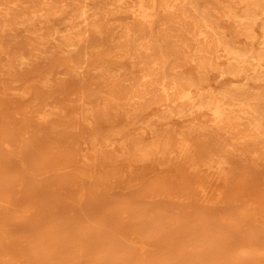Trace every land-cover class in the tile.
I'll list each match as a JSON object with an SVG mask.
<instances>
[{"label": "bare ground", "instance_id": "6f19581e", "mask_svg": "<svg viewBox=\"0 0 264 264\" xmlns=\"http://www.w3.org/2000/svg\"><path fill=\"white\" fill-rule=\"evenodd\" d=\"M227 21L234 24L230 31L226 28ZM260 22L261 45L264 46V0H0V85L4 92L19 99L35 97L38 123L46 133L62 137L76 134L82 125L89 128L91 149L86 160L92 165L114 167L120 163L151 162L197 178L195 183L186 181L180 187L169 180L155 179L141 190L147 195L188 194L191 208L207 214L201 213L206 218H197L201 221L196 227L188 226L194 223L191 217V220L185 218L187 222L177 220L175 228L169 230V238H163L175 215L182 219L183 209L176 204L171 206V201L166 202L170 214L156 205H145L146 201L144 206L134 205L138 193L137 190L132 193V200L116 213L128 220L129 231L142 236L149 244L157 243L158 251L151 253L152 260L148 261L147 255L140 259L130 252L133 244L126 246L127 234H121L127 240L124 245V237L116 234L118 230L107 237L94 231L91 224L79 228L68 225L66 235L58 237L55 230L44 228V221L32 223L28 219L35 232L27 234L24 227L23 230L18 226L25 235L11 239L9 231L14 229L10 228L17 223L10 222V213L9 223L6 215L7 224L4 222L1 226L4 228L1 231L6 238L9 234V238L5 247V243L0 242L3 245L0 252L7 253L9 258L23 255L32 264H264V247L260 248L262 252L253 251L260 249L252 245L260 246L259 238L264 237L260 230L263 229L251 232L250 224L243 220L251 230L246 232L249 236L245 233L247 239L244 240L256 247L252 250L247 243L242 245L244 240L241 239L240 244L239 238L234 236L247 229L241 231L237 227V232H234L236 226H231L230 230L227 226L223 228L228 230L216 229L215 222L219 221L215 212H208L212 209L201 203L206 195L202 179H210L211 173L226 182L229 191L223 200L229 206L245 188L249 190L258 185L260 189L264 184V90L249 86L254 82L264 84V50L256 51L252 46L255 28ZM241 39L246 43L241 44ZM222 60L226 61L224 66L220 64ZM113 63L124 64L114 68ZM187 67L192 74L185 73ZM218 69L233 78L252 74L245 82L227 86L217 93L212 89L202 92V87L209 84L211 73ZM32 73L38 76L31 77ZM204 112L211 115L212 127L198 119ZM175 122L183 125L177 129ZM160 124L164 127L158 128ZM148 132L153 136L151 141L145 139ZM24 140L29 143V138L24 137ZM20 142L6 141L4 146L12 148ZM19 166L28 170L26 154L20 156ZM249 169L256 172L257 179L252 177L256 179L255 184L253 179L250 183L246 174ZM112 175L113 178L125 176L119 172ZM36 176L34 172L30 176L28 171L21 172L14 187L32 186L33 181L30 179L29 183L27 178ZM5 184L0 191L7 186ZM39 198L36 201H40ZM51 205L45 206L49 209ZM64 205L71 207L70 203ZM217 208L223 213V208ZM226 209L225 212L231 210ZM231 211L234 212L233 208ZM229 214L227 217L231 218ZM20 218L23 217L20 215ZM27 224L29 222L25 225L29 230L26 231L30 232L31 226ZM231 239L236 240L237 247L234 243L229 247ZM240 245L242 248L238 249ZM247 248L252 251L246 252Z\"/></svg>", "mask_w": 264, "mask_h": 264}, {"label": "rangeland", "instance_id": "374dc122", "mask_svg": "<svg viewBox=\"0 0 264 264\" xmlns=\"http://www.w3.org/2000/svg\"><path fill=\"white\" fill-rule=\"evenodd\" d=\"M122 19H124V16H122ZM261 24L262 23L260 22L257 25V27L255 28V39L252 42V46L254 47V50H256V51L264 50V46L261 45V40H262V36H263V32L261 30ZM233 27H234V24L232 21L226 22V28L229 31L232 30ZM240 43L244 44V43H246V41L244 39H241ZM113 62H117V61L114 60ZM123 64L124 63H120L118 65H123ZM220 64H221V66H224L226 64V61L222 60ZM61 65L66 66V63L61 62ZM118 65H115L114 63L112 64V66L114 68H116ZM185 73L187 75H190L193 72L191 69H189V67H187L185 69ZM251 74H252V72H250L244 76H241V77L233 78V77L224 75L222 73L221 69L215 70L211 73L209 84L203 86L201 91L206 92L207 90L212 89L213 91H215L217 93L218 91L222 90L223 88H225L227 86H232V85H236V84L245 82L247 80V78L250 77ZM37 76H38L37 73L31 74V77L35 78ZM249 86L254 90H258V91L264 90V84L261 82L250 83ZM36 102H37V100L35 97L29 98V99H19L17 97L9 96L8 94H6L4 92L3 86L0 85V187H2L1 185H3V183L4 184L6 183L5 185H7L5 188H2V190L0 191V206H2V207H0L1 208L0 218L4 219V221L1 219L3 224L0 223V242L2 244L5 243L4 246L1 245V243H0V248H2L1 246H3V247L6 246V243L8 241L9 236L12 239V236L18 237V236H21L22 234L25 235L24 234L25 232L27 234H30L32 231L35 232L33 227H32V223L35 221L36 222L44 221L43 222L44 225L46 224L49 227L48 228L45 225L44 228L46 230H49V229L55 230L56 233L58 234V235L57 234H55V235L58 237L66 235V233H67L66 228L68 225L79 228L81 226L82 227H89L91 224L90 227H92L94 229V231H99L103 235L105 234V236H107V237L113 235L117 230H118L119 234H118V232L116 234L119 237L121 236L120 238L124 237V236H122V235H124L123 233L127 234L128 237L126 236V239L128 238L127 239L128 242L125 239V237L122 238L123 239L122 242L123 243L127 242L126 243L127 245L124 243V245H126L127 247L130 246L131 244H133V246L131 245L130 248L129 247L128 248H129L130 252L134 254L135 258L140 257V259L141 258L143 259L147 255L145 257V259L147 257H149L147 259H148V261L149 260L151 261L152 256L150 254L151 253L155 254L158 251L157 243L156 244H153V243L149 244L148 242L145 241V239L142 236L138 235L139 236L138 237L137 233L135 234V232L132 230L129 231V229L127 227L128 220L126 218H124L123 216H120L119 214L116 213L118 210H120L123 207L124 204H127L132 200V197H134V195L132 196V193H136V190H137L138 196H137V198H134L135 199L133 202L134 205L136 204V205L144 206V203H145L144 201H146L145 205H148V204L149 205H156L159 208L163 209V211H165L166 213L170 214L171 210L167 209V208H169V205L167 203L171 201L169 203L170 205L176 204L177 208L179 207V208L183 209L185 214H183L182 219H178L177 218L178 215H175L177 217H175V218L173 217L174 219L171 220L172 225H170V224L168 225L169 229H167L163 233V235H162L163 238L164 237L169 238L168 235L171 234V231H169V230H173L175 228L177 220L178 221L183 220L184 222H187L188 219H185V218L189 217V220H191V218H192V223L193 222L194 223L192 225H188V226H191V227L195 226L196 227L198 225V222L201 221L200 219L197 220V218H200V217H201V219L206 218L205 217L207 215L206 213L195 211L194 209L191 208V206L189 205V204H191V202H190L191 196H189L188 194L186 195L183 193L182 194L176 193L177 196L175 195V193L171 194V195L169 193H168V195L167 194L165 195L163 193L158 194V195L157 194L156 195H151V194L147 195V194H145V192L143 190H141V189H144L148 185V183L151 182V180L153 181L155 179H161V180H167V181L169 180L171 183L174 184L175 187H180L186 181H190L192 183H195L196 181H198L197 178H190L183 173H176L175 172L176 170H174L172 168L161 167L160 165H158L156 163H151V162H147V163L137 162L134 164L133 163H120L119 165H116L114 167L102 166L100 164L92 165V162L86 160V156L89 153V150L91 149L90 142L88 141V138L90 136L89 128H87L85 125H82L79 128V130L76 132V134H69L70 136L68 134L67 135L65 134V136H62V137H59V135H52L50 133H46V131L43 130L42 127L38 123V114L35 113V109H36L35 103ZM154 112H155V109L151 111V114ZM198 119H200L204 125L212 127L213 120L211 118V115H209L207 112H204L203 116L198 117ZM175 125L178 127L177 129H179L183 125V123L182 122H175ZM163 127H164V125H162V124L158 125V128H163ZM42 134H44V135H42ZM39 136H40V139H39ZM24 137L29 138L28 144H26ZM55 139H57L58 142ZM145 139L147 141H151L153 139L152 134L150 132H148V134H146V136H145ZM16 140L21 141L20 145L18 144L19 146L16 145L12 148H6L4 146V143L6 141L12 143L13 141L15 142ZM24 154L27 155V160L29 162L28 170H25V169L23 170L19 166V158L21 155H24ZM247 163L250 165V161H247ZM47 170H48V173H47ZM27 171H28L29 176L33 172L35 174H37L35 179L27 178L29 183H31L33 181L32 183L34 185L26 187V188H22V189H18V188L16 189L14 187V185H15L16 181L19 179V177L21 176V172L26 173ZM116 172L123 173V174H125V176L124 177L116 176L113 178L112 173H116ZM135 173L138 176H136ZM246 174L250 177V178L248 177L250 183L251 182L253 183L254 179L252 177L256 178V176H257V175L255 176L256 172L254 170L249 169V170H246ZM139 175L140 176L142 175V176L139 177ZM210 175H211L210 179H202L203 180L202 184L206 188V195L201 199V203L203 205H205L206 207H209L210 209H212V211H208V212H211V213L215 212V217H217V219L214 217L213 218L216 219V221H219V222H215L216 225L218 224L217 225L218 227H216V229L224 230L226 228V227L223 228L224 226H227V228L229 230H230L231 226H236L234 232L236 230L237 231H239V230L243 231V230L247 229L248 231L245 230V232L243 231L240 233H235L236 235H234V236H237L239 238V239L237 238L239 240V242L244 240V239H247V237H244L246 232L250 233L251 230H252L251 232H254V231H257L258 229L264 230V221L262 220V216H264V184H262L263 186L262 185L259 186V188L261 187L260 188L261 190L258 189V185H255L256 188L252 187L253 189H249V187H248L249 190H246L247 188H245L241 193L242 195L238 194L236 197H234L230 201V206H229L228 203L226 202V204H225L224 200H223L229 191V189H227L228 186H227L226 182L223 179H217L215 174L211 173ZM255 180H254L253 184H255ZM249 181H247V182H249ZM9 183H11V184L8 186ZM12 185L14 188H12ZM87 185H88V187H87ZM92 187H94L95 189L91 191ZM139 188H140V190H139ZM67 189H70V190H67ZM133 190H134V192H133ZM72 191H73V193H72ZM89 191H90V193H89ZM41 192L44 193V194L42 193V196H41ZM261 192H262V194H261ZM7 193L9 194V196ZM249 193H252V194H249ZM254 193H256V194H254ZM89 194H91V196ZM52 195H53V197L55 196L56 198L51 197ZM112 196H114V198ZM37 197L38 198L41 197V198H39L40 201L39 200L36 201ZM87 197H90V198H87ZM28 198H31V200L30 199L29 200L31 203L33 202L34 205H33V203L30 204V202L28 201ZM257 199H259V201ZM25 200L27 202H25ZM43 200H44V202H43ZM17 201H19V202H17ZM20 201H21V203H20ZM56 201L58 204L55 203ZM137 201H138V203H137ZM161 201L163 203H161ZM22 202H23V204H22ZM74 202H76L77 204H75ZM139 202H141V203H139ZM50 203H52V205H51L52 208L50 207L49 209H47L50 206ZM69 203H70L71 207L64 205V204H69ZM165 203H166V205H165ZM177 203H178V205H177ZM20 204H22L23 206ZM44 204L48 207H46ZM17 205H19V206L17 207ZM31 205H33V208ZM35 205H37V206H35ZM79 205L80 206L83 205V207H80ZM181 205L184 206L185 208L184 207L182 208ZM225 205H227V206H225ZM59 206H61V207L64 206L66 209L62 207L63 210L61 211L62 208ZM73 206L76 207V209H74ZM224 206L227 207V209ZM19 207H21L22 209L21 208L19 209ZM98 207H99V209H98ZM118 207H120V208L118 209ZM217 207L223 208L222 209L223 213H226V214H224L226 216H223L222 211L217 210L218 209ZM15 208H18V209H15ZM34 208H36V209H34ZM37 208H39L38 211H40L41 214H40V212L37 211ZM40 208H42V211ZM59 208H61V209H59ZM69 208H70V210L68 211L67 209H69ZM87 208H88V210H87ZM91 208H93V209H91ZM111 208H113V209H111ZM213 208H216V209H213ZM232 208H233L234 212L231 211ZM28 209H29V211H28ZM102 209H104V211H102ZM115 209H117V210H115ZM224 209H226V210L231 209V210L225 212ZM242 209H243V211H242ZM22 210H23V212L21 213ZM30 210H31V212H30ZM66 210L68 211V213L66 212ZM113 210H115V213L113 212ZM99 211H101L102 213H98ZM109 211H112V212H109ZM216 211H217V213H216ZM218 211H221V212H218ZM240 211H241V213H239ZM244 211L246 212L245 214L242 213ZM32 212H33V215L30 214ZM34 212H35V216H34ZM44 212H45V214L47 212L46 215H49L48 218H46L47 216L44 214ZM50 212H51V214H50ZM52 212H54V213H52ZM65 212H66V215H65ZM187 212H189V214H191V215L189 216L187 214ZM230 212H231V214H229ZM10 213H11V215H10ZM201 213L206 214V215L204 216ZM227 213L231 216V218L227 217L228 216ZM233 213H235V214H233ZM12 214L14 215V217ZM37 214L39 215V217ZM42 214H44L43 215L44 219H43ZM52 214L54 215V217ZM82 214H83V216H82ZM115 214H117V215H115ZM243 214H244V216H242ZM9 215H10V217H9ZM20 215L23 217L22 219H25V220H22L20 218ZM62 215L64 217H66V220L64 219V217ZM78 215H80V216H78ZM109 215H110V217H113V218H108ZM114 215H115V219H114ZM192 215H194L196 217H194ZM5 216L7 218L12 217L11 218L12 221L10 219L11 223L15 221L17 224L18 223L20 224V225L16 224L15 225L16 228H14L15 227L14 225L10 228L11 230H13V229L17 230V228L20 229V231L17 230L20 234H18V232L16 230L15 231L13 230L14 233L12 231H9L10 235L8 234L9 236L7 235L8 238H6V235H4V231H1V229L2 230L4 229L3 227L1 228V226L4 225V222H5V224H7V222L9 221V218H8V220L6 222L7 218ZM120 217L122 218L121 221H119ZM82 218H84V219H82ZM117 218H118V220H117ZM224 218H226V219H224ZM234 218H236L237 220L235 221ZM28 219L31 220L32 223ZM46 219L47 220L49 219V220L47 221ZM112 219H113V221H111ZM195 219L197 220L196 221L197 223H195V221H194ZM247 219H250V220H247ZM19 220L22 223L19 222ZM226 220L228 222H226ZM231 220H233V221H231ZM239 220L242 222H237ZM243 220H245L246 224H248V223L250 224L249 225L250 229H251L250 231L248 229V225H245V223H243L244 222ZM109 221H111V222H109ZM224 221L227 225H225V223H223L224 225L221 223ZM24 222H26V223L29 222V224H27V226L28 225L31 226V227L29 226L31 229L30 232L26 231L28 228H26V226H25L26 223H24ZM47 222H49V223H47ZM229 222H231V224L234 222V224L230 225ZM65 223H67V225ZM111 223H112V225H111ZM115 223H116V226H115ZM237 223H240L241 226H239ZM241 223L244 225H242ZM251 225H254V226L252 227ZM18 226H21V228L24 227V229H26V230H24L23 228L22 229L25 232L22 233L23 232L22 229ZM257 226H258V228H256ZM115 227H116V229H115ZM237 227L239 230L237 229ZM118 228L121 230V232ZM227 228H226V230H228ZM254 228H256V229L254 230ZM125 229H127V230H125ZM231 229H232V227H231ZM263 230H260V231L264 233ZM63 231H64V234H63ZM112 231H113V233H111ZM125 231H127V233ZM231 231H233V230H231ZM260 231H258V232H260ZM11 232H12V235H11ZM33 232L31 234H33ZM258 232H255V233H258ZM128 233L130 235H128ZM164 234H166V235L164 236ZM246 234H248V233H246ZM241 236H243L244 238L243 237L241 238ZM245 236H247V235H245ZM248 236H249V234H248ZM261 236H263V235H260V237ZM140 237H142L143 239ZM262 238L264 240V237H261V239ZM261 239L259 238V245L260 246H257L258 245L257 243H254V244L252 243V245L256 246L257 248L254 246H250V244L247 243L248 240H246V241L244 240L245 241L244 244H242L243 241H242V243L240 242V244L246 245V243H247L248 245H246V246H248L251 249L252 248H254V249L259 248L260 249L261 247H264V244H260V243L264 242V241H261ZM235 241L233 239H231V241L228 244V245H230L229 246L230 248L233 247L234 245H235V247H237V244H235L236 243ZM232 243H234V245ZM152 244L155 247H152ZM149 245H151V246H149ZM242 245H240L238 247V249H240V247ZM149 247H152V248L150 249ZM155 248H156V250H155ZM244 248H245V246H243V249ZM149 249H150V252L148 253ZM153 249H154V252H153ZM251 249H248V251H246V252H250ZM261 249H263V248H261ZM261 249L260 250H253L252 249V250L253 251H260V252L264 251V249L262 251H261ZM132 250H134L135 252H132ZM235 252H237V251H235ZM7 255L8 254L5 252H0V263L4 262V264H6V263L8 264V262H10L11 264H14V263H16V264H19V263L20 264H29V263L32 264V262H30L27 259V257H25L23 255L20 256L19 254H17L14 257H10V258H9V255L8 256ZM11 258L16 259V261L15 260L13 261V259L11 260ZM3 259H7V260H3ZM23 259H24V261H22Z\"/></svg>", "mask_w": 264, "mask_h": 264}]
</instances>
